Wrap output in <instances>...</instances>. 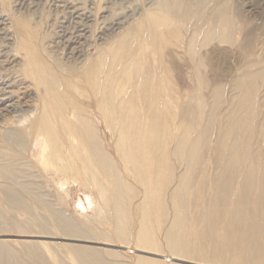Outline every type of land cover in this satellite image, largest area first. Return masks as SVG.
<instances>
[{
	"label": "bare ground",
	"instance_id": "6f19581e",
	"mask_svg": "<svg viewBox=\"0 0 264 264\" xmlns=\"http://www.w3.org/2000/svg\"><path fill=\"white\" fill-rule=\"evenodd\" d=\"M159 7L91 60L86 34L67 39V61L0 13L17 48L0 73V228L21 234H0V264H264L254 76L230 114L217 113L220 85L211 114L195 106L208 80L192 48L182 62L191 9ZM77 192L76 212L95 216L83 224L58 207Z\"/></svg>",
	"mask_w": 264,
	"mask_h": 264
},
{
	"label": "rangeland",
	"instance_id": "374dc122",
	"mask_svg": "<svg viewBox=\"0 0 264 264\" xmlns=\"http://www.w3.org/2000/svg\"><path fill=\"white\" fill-rule=\"evenodd\" d=\"M172 1L178 3V0ZM180 1L182 3L188 1V7L191 9L190 14L183 15L180 12L179 15L182 26L179 34L186 47L182 51L184 57L182 62L189 59L191 51L189 48L195 51L198 58L207 61L202 74L208 80V85L202 87V98L198 102L194 100L195 106L204 104L207 114H211L208 108L217 103L214 89L220 85L217 113L222 117L230 114L237 106L234 101L242 97V92L246 88H240L239 81L244 74L249 73L254 76L256 86L258 110L254 123H259L264 136V0ZM159 2L160 0H0V13L21 22L28 29L33 41L37 40L35 38L37 36L41 39L45 53L64 61H67L66 40L74 38L80 32L86 34L83 41L85 48L83 58L91 60L97 48L115 44L133 25L142 24L141 20L146 12L160 8ZM181 7L178 6L179 9ZM77 13H83L86 18L77 19ZM225 16L231 24L230 32H227L224 26ZM0 22V73H2L12 68L11 54L17 48L10 40V34L15 32V29L10 25L5 27L1 20ZM146 29L148 30L147 27ZM174 50V46L165 50V60L170 58ZM188 86L191 91L198 87L194 81ZM256 146L264 148V139L262 141L260 139ZM84 195L83 192H77L70 200L58 206L64 211L65 216L78 224L86 223L88 219L95 217L90 212L86 217L76 212L79 211L77 204L85 200ZM17 219L24 222L27 218L17 215ZM8 232L11 236L21 235L17 230L0 228V234L6 235ZM28 233L38 235L40 231L30 229ZM11 244L20 250L19 243L12 240ZM42 252L48 260L51 259L53 251L50 247H42Z\"/></svg>",
	"mask_w": 264,
	"mask_h": 264
}]
</instances>
